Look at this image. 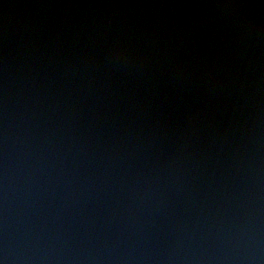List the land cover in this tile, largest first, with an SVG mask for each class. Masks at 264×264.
I'll return each instance as SVG.
<instances>
[{
  "label": "water",
  "instance_id": "water-1",
  "mask_svg": "<svg viewBox=\"0 0 264 264\" xmlns=\"http://www.w3.org/2000/svg\"><path fill=\"white\" fill-rule=\"evenodd\" d=\"M0 264H264V0H0Z\"/></svg>",
  "mask_w": 264,
  "mask_h": 264
},
{
  "label": "clouds",
  "instance_id": "clouds-1",
  "mask_svg": "<svg viewBox=\"0 0 264 264\" xmlns=\"http://www.w3.org/2000/svg\"><path fill=\"white\" fill-rule=\"evenodd\" d=\"M228 6L230 7L231 5H228ZM110 56L115 58L117 61H120L121 59H124L122 52L120 50H118V49L113 50L110 53Z\"/></svg>",
  "mask_w": 264,
  "mask_h": 264
}]
</instances>
